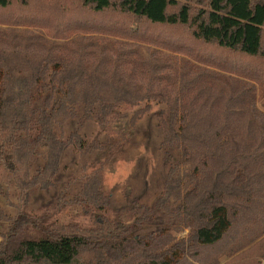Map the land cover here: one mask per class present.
<instances>
[{
    "label": "rangeland",
    "instance_id": "374dc122",
    "mask_svg": "<svg viewBox=\"0 0 264 264\" xmlns=\"http://www.w3.org/2000/svg\"><path fill=\"white\" fill-rule=\"evenodd\" d=\"M67 35L0 22V93L5 103H13L9 117L17 114L13 123L26 143L14 170L0 163V243L21 212L47 214L52 223L90 226L92 217L76 197L88 174L110 158L103 170V190L111 197L106 213L132 224L144 216L139 207L155 206L152 219L135 235L163 249L189 234L185 207L217 171L209 147L230 142L240 162L231 172L254 193V204L217 247L203 248L201 258L185 264H262L264 87L120 34ZM105 82L134 88L141 98L119 105V118L100 131L99 95L107 89ZM231 110L242 112L229 116ZM47 114L60 138L75 132L84 140L82 148L70 145L62 153L49 185L40 170L52 163V145L31 143L39 118ZM90 255L82 253L76 264Z\"/></svg>",
    "mask_w": 264,
    "mask_h": 264
},
{
    "label": "trees",
    "instance_id": "16d2710c",
    "mask_svg": "<svg viewBox=\"0 0 264 264\" xmlns=\"http://www.w3.org/2000/svg\"><path fill=\"white\" fill-rule=\"evenodd\" d=\"M0 22L47 27L57 37L93 30L120 34L187 54L209 67L236 74L252 87H264V0H0ZM2 76L0 66V88ZM105 86V93L99 95L100 131L109 127L112 118H119V105L141 98L134 88L106 82ZM12 104L5 103L0 93V163L10 170L16 168L17 153L26 145L13 123L17 114L9 117ZM241 112L231 110L229 116ZM52 117L39 118L38 132L31 140L52 145V163L40 170L48 185L58 175L62 153L70 145L82 148L84 143L75 132L60 138ZM235 148L230 142L209 147V159L217 171L185 207L189 234L163 249L135 235L152 219L155 206L139 207L144 216L132 224L106 213L111 203L103 190V170L110 160L106 158L88 174L76 197L91 215L92 224L52 223L47 214L21 212L11 220L0 243V264H76L84 252L91 255L83 264H121L128 259L133 260L131 264H185L189 258H199L201 248L217 247L254 204V193L244 190L243 180L231 172L240 163ZM155 235L149 234L150 238ZM263 251L264 245L259 256Z\"/></svg>",
    "mask_w": 264,
    "mask_h": 264
},
{
    "label": "crops",
    "instance_id": "0c3cea01",
    "mask_svg": "<svg viewBox=\"0 0 264 264\" xmlns=\"http://www.w3.org/2000/svg\"><path fill=\"white\" fill-rule=\"evenodd\" d=\"M211 247H213V246H209V247H206V248H208L207 250H209V249L211 250ZM202 250H203V248H201V255H199V258H201L203 256Z\"/></svg>",
    "mask_w": 264,
    "mask_h": 264
},
{
    "label": "built area",
    "instance_id": "2783aa9c",
    "mask_svg": "<svg viewBox=\"0 0 264 264\" xmlns=\"http://www.w3.org/2000/svg\"><path fill=\"white\" fill-rule=\"evenodd\" d=\"M262 264H264V261H263V263Z\"/></svg>",
    "mask_w": 264,
    "mask_h": 264
}]
</instances>
